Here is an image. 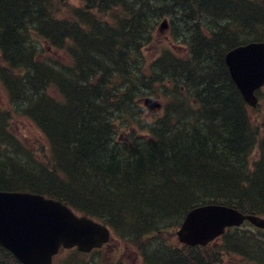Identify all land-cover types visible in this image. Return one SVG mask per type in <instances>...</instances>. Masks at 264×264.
Wrapping results in <instances>:
<instances>
[{
  "label": "trees",
  "instance_id": "1",
  "mask_svg": "<svg viewBox=\"0 0 264 264\" xmlns=\"http://www.w3.org/2000/svg\"><path fill=\"white\" fill-rule=\"evenodd\" d=\"M80 2L74 6L68 0H0V84L9 95L8 106L0 109V142L14 139L16 114L32 120L51 145L50 158L34 168L4 157L0 149L4 157L0 190L40 192L70 206L76 204L73 191L79 192L92 198L87 202L90 208L84 207L86 213L128 221L147 238L172 233L165 230L167 224L152 225L157 218L183 217L191 208L210 202L264 216V126L252 122L249 107L222 61L228 48L264 38V0ZM179 12L195 20L193 35L199 45L189 48L195 56L192 67L179 64L176 69L190 77L199 75L196 59L217 53L223 68L220 71L209 63L200 79L205 107L213 103L210 110L215 106L218 110L215 115L202 111L195 115L196 122L204 120L207 132L196 128L191 133L195 138L184 146L186 138H174L160 148L151 144V153L114 145L106 136L110 127L106 112L114 105L122 111L130 109L128 97L144 84L143 77L129 69L140 60L139 55L131 56L133 48L140 51L142 42L152 41L158 18L169 17L173 22ZM200 20L203 26L208 22V32ZM42 41L46 49L40 50L37 43ZM161 55L158 59L164 61L165 54ZM218 115L220 124L215 122L218 119L213 121ZM255 150L258 158L251 162L249 156ZM71 165L74 179L66 171ZM120 168L125 170L121 177L116 175ZM145 181L148 192L142 193V200L133 199V191ZM109 185L121 189L110 196L104 190ZM144 203L156 212L144 216ZM258 230L234 227L201 247L187 246L168 234L161 245L167 250L164 261L156 255L148 264H224V255L264 264V229ZM216 242L222 244L219 252L213 247ZM10 259L21 264L0 245V264Z\"/></svg>",
  "mask_w": 264,
  "mask_h": 264
},
{
  "label": "water",
  "instance_id": "2",
  "mask_svg": "<svg viewBox=\"0 0 264 264\" xmlns=\"http://www.w3.org/2000/svg\"><path fill=\"white\" fill-rule=\"evenodd\" d=\"M167 28L164 22L161 29ZM226 61L247 103L257 106L256 90L264 85V42L238 45L227 52ZM142 101L151 108L160 106L149 96ZM246 220L264 229L260 214H244L226 204H203L187 212L177 237L188 246H206ZM111 236L107 225L79 215L62 200L29 191L0 190V244L22 264H53L54 256L64 249L90 252L108 243Z\"/></svg>",
  "mask_w": 264,
  "mask_h": 264
},
{
  "label": "rangeland",
  "instance_id": "3",
  "mask_svg": "<svg viewBox=\"0 0 264 264\" xmlns=\"http://www.w3.org/2000/svg\"><path fill=\"white\" fill-rule=\"evenodd\" d=\"M69 4L71 5H81L82 3L80 0H68ZM181 14H179V22L180 27L177 28V30L174 28L173 24L170 23V27L168 26L167 29L162 30L159 29V26L161 22L164 19H160L158 21L157 31H154L151 33L152 35V41H146L143 42L144 47V64L147 62L154 61L155 59H158L159 54L164 49H170L171 52L178 57L183 55H190L191 52L189 48L193 46V42H191V38H189L185 43H182L181 35L184 33V31H189L194 28L195 21L191 18L189 19V16H186L184 18H180ZM152 26V25H150ZM216 28V27H215ZM184 30V31H183ZM263 33V32H262ZM188 37L190 35L186 34ZM41 48L46 49V43L44 41L41 42V44L37 43ZM142 46V45H141ZM46 51V50H45ZM62 53V52H61ZM64 53V52H63ZM66 55V54H65ZM56 56V55H55ZM55 56L51 55V58H54ZM65 58V56H64ZM216 57H212L207 61L206 58L202 60V64H197L196 67L199 70V73H202L205 69V66L209 63L212 65H216ZM139 62V61H138ZM201 63V62H200ZM218 66V63H217ZM195 67V68H196ZM135 68V67H134ZM133 68V69H134ZM223 84V83H222ZM226 84V83H224ZM172 85V84H171ZM170 85V86H171ZM198 85L195 84V86ZM140 87V85H138ZM0 84V109L6 108L9 104V95L8 93L2 88ZM191 89V86H189ZM200 87H196L198 89ZM141 89L137 91L138 94L135 95V100L133 101V109L124 112H117L116 106H112L109 111L106 112V115H109L111 126L113 129V133L110 134V137L113 138V140L120 141L121 138H127L130 136L131 129L129 127L134 126L135 121H138L142 119V121L145 124H149V122H157L158 119H161L165 116H167V108L165 105H167V98L165 96L157 97L156 95H150L151 89L145 90L142 93H145V95L140 96L142 93L139 92ZM169 90V88H167ZM162 91V90H161ZM169 92L171 94L172 92ZM189 93L188 89H183V94L186 95ZM183 94H179V100L180 96ZM264 86L263 89L260 90L257 95L259 99V104L257 107H251L248 106V111L250 118L252 122L259 124L261 127L264 125L262 124V121L264 120ZM183 95V96H184ZM152 96L153 98L157 99L159 102H163L165 105V108L160 109V111H154L149 112L147 108L139 102L140 97H148ZM181 101H184V98H181ZM185 102V101H184ZM187 107V105L185 104ZM194 107L196 105H193ZM169 114V113H168ZM199 114V113H196ZM185 118V117H184ZM182 118V120L184 119ZM195 121V119H194ZM204 123V120L201 119L199 128L201 129L202 133L207 132V129L204 128L201 124ZM141 130V129H140ZM138 128H135V132L138 133L136 138L140 134L146 135V131H140ZM12 135L14 136V139L12 141H3L0 142V149L2 151V154L4 157H10L13 160H17L18 162H21L23 164L29 165V167H36L39 162L44 163L45 159H49L51 156V145L46 137V135L42 132V130L29 118L25 117L24 115H16L14 114V118L12 121ZM108 138V136H107ZM133 139V138H131ZM115 143V142H113ZM118 143V142H117ZM131 146H133V143L129 142ZM257 151H254V155L251 157L249 156L251 162L256 158ZM56 154V157H58V154ZM4 157H0V160L4 159ZM71 170H66L70 176L74 179L73 175V165H71ZM124 169L120 168V170L116 171V175L119 174L121 177L124 175ZM130 177H135L134 172H130ZM149 184L151 180H147ZM145 181V183H141V188L137 189L136 192L133 191V199H136V196L139 200H142L144 198V195L142 193H147L145 185H149ZM157 183V182H156ZM160 183V182H159ZM145 184V185H144ZM150 184V185H151ZM122 185V183H121ZM120 185V186H121ZM73 185L71 186V188ZM74 190H76V186H74ZM115 189V190H114ZM121 188H116V186H111L104 188L105 192H107L108 195L112 196V192H118ZM78 190V189H77ZM61 191V190H60ZM62 192V191H61ZM75 199L72 200L74 203H76L74 208L75 211H77L80 214H86L87 216L93 218L95 221H100L105 224H108L114 234L113 238L109 240V243L102 247L97 248V250L91 251V252H81L79 249H64L59 255H57L54 258V264H148L150 261L154 258V256H158V258L162 261H164V256L166 254L165 247H161L163 244V238H165L168 234H172L175 236V241H178L177 237V230L182 224L184 220L183 217L179 216H167L165 219L157 218L154 222L151 224L154 225L156 223L162 224L163 226L167 224L165 230H169L172 233L166 231L161 232L159 235H155L154 237H145L142 235L138 230V227L133 226V224H129L128 221L119 220L114 221L109 214L105 213H97V212H85L84 207L90 208L89 204L87 202L90 201V197L86 198L85 196L81 195L79 192H75ZM124 194L127 193L126 188H123L122 191ZM40 193V192H38ZM65 194L64 192H62ZM140 193V194H139ZM166 197V196H165ZM166 199V198H165ZM168 201V200H165ZM109 204V203H107ZM119 204V203H118ZM142 207V214L144 216L149 217L150 214H153L156 212V209H151L147 206L148 203H144ZM71 205V206H72ZM93 206H96V203L93 204ZM103 209V208H102ZM105 211V210H102ZM242 228L243 230H250L254 233H259L258 227L256 228L253 226L249 221H246L241 226H239V229ZM150 229V228H149ZM237 228H235L236 230ZM151 230V229H150ZM153 230V229H152ZM233 230V231H235ZM264 232V230H263ZM220 242L214 243L213 247H216V251L219 252V250H222V244H219ZM147 256L149 259H146ZM224 264H247L245 260H243L240 257L232 258L230 259L227 255H224ZM6 264H17L13 260H6ZM19 264V263H18ZM223 264V263H219Z\"/></svg>",
  "mask_w": 264,
  "mask_h": 264
},
{
  "label": "bare ground",
  "instance_id": "4",
  "mask_svg": "<svg viewBox=\"0 0 264 264\" xmlns=\"http://www.w3.org/2000/svg\"><path fill=\"white\" fill-rule=\"evenodd\" d=\"M179 13H178V18H176L175 20H172L173 22H171L169 17L158 18L156 20L157 26H158V21L160 19H164L161 22L159 29L162 27V24L164 22H166V23H168L169 27H170V23H172L174 28L177 30V28L180 27V24H182L179 22ZM180 14H181L180 18H184V16H183L184 13H180ZM203 20H200V22H201L200 26L201 27L203 26V23H204ZM218 21H222V18L218 19ZM150 22L155 24L153 21H150ZM207 24H208V22L203 26V30L208 32V30H206ZM149 25H151V24H149ZM194 29H196L195 25H194V28L192 30H190V32L183 30L184 33L181 35V38H182L181 42L182 43H185L189 38H191V42H193V46L196 45V47H197L199 45L198 44V37L193 35L194 34L193 32H195ZM215 29L218 30L219 28L216 27ZM263 31L264 30L261 31V34L264 33ZM187 33L190 35V37H188L186 35ZM256 42H258V43L264 42V38L258 37V39H256ZM140 45H142L140 51H138L137 47L133 46L134 48H133V52L131 54L132 57H134L135 55H139L138 59H140V60H139V62H135L133 65L132 64L129 65V69L132 71L133 75H137L138 77H141V78L143 77L141 79V81H143L144 84L140 85L141 88L145 89V87H146L147 90L151 89L150 92H152L153 94L155 92L156 93L155 95L157 97L165 96L167 98V102H166L167 105H165L163 102H159L157 99L153 98L152 96H149V97H152L154 100L158 101L160 103L159 107L151 108L150 106H148L147 104H145L142 101L144 98H148V97L138 98L139 102L142 103L147 108V110L149 112L160 111V109H163L166 106V108L168 110L167 114H166L167 116H165L161 119H158L157 122H149V124H145L142 121V119L135 121L133 128L129 127L131 129L130 136L127 138H121L120 141H118V140L115 141V140H113V138L110 137V134L113 133V129H112L111 122H110L111 119L109 117V115H113L114 113L109 114V115H106L107 121L110 124L109 130L106 131L107 132L106 136H108L110 138V140H112V143L115 142V143H113L114 145H116V144L121 145V146L128 145L127 148L129 147L131 149L140 147V148H143L144 150L149 151V152H150L151 144L160 148L162 146V144L165 145V143H170V142L172 144L174 138H179V139H182V138L185 139L186 138V141L182 140L183 141L182 144L184 146L186 142L191 141L190 139L195 138L192 136L191 133H194L196 128L200 129L199 128L200 124H197L198 122L194 121V117H195L196 113H198L199 111H202L207 116V113L211 114V112H212L213 115H215L217 110H218L217 106H215L214 111L210 110L213 103H211L208 106L209 109H207V107H205V104L203 102V96H204L203 89L205 86H204L202 80L200 79V75H203L202 73L201 74L199 73V75L194 74V76L190 77L186 71H183V70L180 71V70L176 69V67L179 64H183V65L187 64V66L192 67L191 63H193V60L195 57L194 51H192L190 55H186V56L181 55L178 57L177 55L174 56V54L171 52L170 49H164L159 54V56H162L161 54H165L164 55V57H165L164 61H160L158 59V60H154V61L147 62L146 64H144L143 42ZM232 48L233 47L228 48L225 51V53H223L222 61L224 62V65L227 67L228 70H230V66L227 65L226 57H227V52L229 50H231ZM214 56L216 58H220L219 55H217V53H216V54H212V56H208V58H207V56H204L203 58L201 57L200 59H196V60L199 64H202L205 62V61L202 62V60L204 58H206L207 61H209V59H211ZM261 60H263V59H261ZM217 63H218V66H217ZM214 66L219 67L220 71H221V68H223V66H221V61H219L218 59H216V65H214ZM141 72H142V74H141ZM198 72H199V70H198ZM230 77H231V75H230ZM232 80H233V78H232ZM197 83H198V85L195 86V84H197ZM189 86H191V89ZM196 87H200V88L196 89ZM167 88H169V90H167ZM183 89H188L189 93L184 95ZM262 89H263V87L261 89L256 90V95ZM167 91H170L172 93L169 94V92H167ZM179 94L184 95V96L183 95L180 96V100H179ZM135 95H137V92H134L133 95L130 94V97H128V99H127V103H129L130 105L134 104L133 101L136 98ZM140 96H142V95H140ZM181 98H184L185 102L181 101ZM257 98H258V95H257ZM240 99H242L245 104L250 106L247 103V101L245 100V96L243 95V93L241 91H240ZM114 100H117V99L114 98ZM185 104L187 105V107L185 106ZM258 104H259V101H258ZM193 105H196V106L194 107ZM115 106H116V109L119 108L117 105H115ZM257 106H253V107H257ZM132 107H133V105H132ZM132 107L130 109H127V110L128 111L132 110L133 109ZM124 111H126V110L122 111L120 109H117V112H119V113L124 112ZM208 111H210V112H208ZM182 118H184V119L182 120ZM215 120H217V121H215ZM210 121H211V119H210ZM213 121H215V122L219 121V124L222 123V121L220 119V115H218V118L213 119ZM262 124L264 125V120L262 121ZM201 125L204 126V128H206V129L208 127L204 124H201ZM135 128H138L139 130L141 129L140 131H146L147 134L146 135L140 134L138 136V138H136L138 133L135 132ZM131 138H133V139H131ZM129 142L133 143V146H131L129 144ZM192 146H195V144L192 143ZM192 146L190 148H192ZM210 203H207V204H210ZM216 204H219V203H216ZM222 204H225V203H222ZM200 205H203V204H200ZM226 205H228V204H226ZM229 206H231V205H229ZM197 207H199V206H197ZM231 207H233V206H231ZM193 208H196V207H193ZM193 208H191V209H193ZM248 214H252V213H248ZM185 216H184V219H185ZM246 221H248V220H246ZM234 227H239V226H234ZM234 227H232V228H234ZM255 227L257 228L258 226H255ZM232 228H228L226 230V232ZM258 228H260V227H258ZM260 229H263V228H260ZM222 236H220V237H222ZM220 237H218V238H220ZM218 238H216V240ZM216 240H214V241H216ZM214 241H212V243ZM180 243H182V242H180ZM212 243H210V244H212ZM182 244H184V243H182ZM210 244H208V245H210ZM208 245H206V246H208ZM189 246H191V245H189ZM201 246H203V245H201ZM214 264H219V262L214 261Z\"/></svg>",
  "mask_w": 264,
  "mask_h": 264
}]
</instances>
